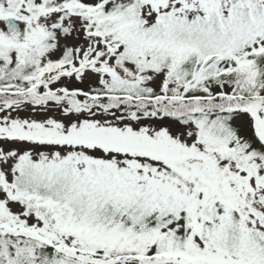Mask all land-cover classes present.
Masks as SVG:
<instances>
[{
	"label": "snow or ice",
	"instance_id": "1",
	"mask_svg": "<svg viewBox=\"0 0 264 264\" xmlns=\"http://www.w3.org/2000/svg\"><path fill=\"white\" fill-rule=\"evenodd\" d=\"M0 264H264V0H0Z\"/></svg>",
	"mask_w": 264,
	"mask_h": 264
}]
</instances>
